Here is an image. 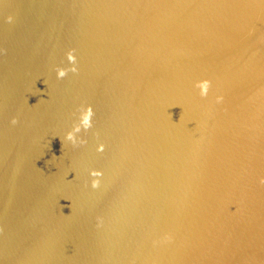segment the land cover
<instances>
[{
  "label": "water",
  "instance_id": "obj_1",
  "mask_svg": "<svg viewBox=\"0 0 264 264\" xmlns=\"http://www.w3.org/2000/svg\"><path fill=\"white\" fill-rule=\"evenodd\" d=\"M0 49V264H264V0H0Z\"/></svg>",
  "mask_w": 264,
  "mask_h": 264
},
{
  "label": "clouds",
  "instance_id": "obj_2",
  "mask_svg": "<svg viewBox=\"0 0 264 264\" xmlns=\"http://www.w3.org/2000/svg\"><path fill=\"white\" fill-rule=\"evenodd\" d=\"M7 21L10 23L12 21V17L9 16L7 18ZM4 50L0 49V52H3ZM75 49H71L66 53V59L68 61V63L70 65H72V67H65V68H60L58 67L56 69V73H57V79H63L67 76V74L69 72L72 73H76L77 72V68H76V56H75ZM196 88L199 89V95L202 98H206L208 96L210 87H211V81L209 80H203V81H199L196 83L195 85ZM223 97H217L216 98V102L220 103L222 101ZM78 119L76 121V123H74L72 130L69 131L65 137H64V141L70 142L71 145L75 148V147H81L83 145H85L87 143V141L83 138L80 137V133H87L92 127H93V116H94V112L93 109L90 105L88 106H81L78 109ZM17 120L16 118H13L11 123L13 125L17 124ZM98 152H103L104 151V145H99V147L97 148ZM91 179V187L93 189H96L99 187L100 185V177H102L103 173L101 171L98 170H92L89 173ZM259 183L261 185H264V177L260 178ZM98 220V227L102 225V219L101 218H97ZM2 231V230H0ZM171 237H165L164 238V242L170 241Z\"/></svg>",
  "mask_w": 264,
  "mask_h": 264
}]
</instances>
